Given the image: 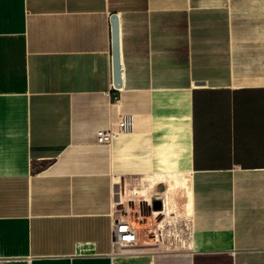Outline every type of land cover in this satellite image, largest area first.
Listing matches in <instances>:
<instances>
[{
    "label": "crops",
    "instance_id": "crops-1",
    "mask_svg": "<svg viewBox=\"0 0 264 264\" xmlns=\"http://www.w3.org/2000/svg\"><path fill=\"white\" fill-rule=\"evenodd\" d=\"M0 264H264V0H0Z\"/></svg>",
    "mask_w": 264,
    "mask_h": 264
},
{
    "label": "built area",
    "instance_id": "built-area-1",
    "mask_svg": "<svg viewBox=\"0 0 264 264\" xmlns=\"http://www.w3.org/2000/svg\"><path fill=\"white\" fill-rule=\"evenodd\" d=\"M116 91H118V89H116ZM133 125L134 121L132 116L120 114L113 126L101 128L95 132L96 144L99 146L110 145L117 139L118 135L132 132ZM111 233L112 249H114L116 253L122 252V249L128 248L131 244H134L136 240L135 233L129 228L127 220H125L122 215L113 219Z\"/></svg>",
    "mask_w": 264,
    "mask_h": 264
},
{
    "label": "water",
    "instance_id": "water-1",
    "mask_svg": "<svg viewBox=\"0 0 264 264\" xmlns=\"http://www.w3.org/2000/svg\"><path fill=\"white\" fill-rule=\"evenodd\" d=\"M112 26V42H113V74H114V87H118L119 77H120V67H119V58H118V42H117V26H116V18L112 17L111 21Z\"/></svg>",
    "mask_w": 264,
    "mask_h": 264
},
{
    "label": "rangeland",
    "instance_id": "rangeland-1",
    "mask_svg": "<svg viewBox=\"0 0 264 264\" xmlns=\"http://www.w3.org/2000/svg\"><path fill=\"white\" fill-rule=\"evenodd\" d=\"M182 186H181V197H180V206L181 207V217H182V220H187L188 219V207H189V200H188V185L186 183V180L182 181L181 182ZM186 214V215H185ZM120 216V215H119ZM125 220H126V217H123ZM123 251L124 250H129L128 248H124L122 249Z\"/></svg>",
    "mask_w": 264,
    "mask_h": 264
},
{
    "label": "bare ground",
    "instance_id": "bare-ground-1",
    "mask_svg": "<svg viewBox=\"0 0 264 264\" xmlns=\"http://www.w3.org/2000/svg\"><path fill=\"white\" fill-rule=\"evenodd\" d=\"M186 215V214H185Z\"/></svg>",
    "mask_w": 264,
    "mask_h": 264
}]
</instances>
